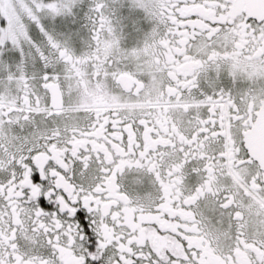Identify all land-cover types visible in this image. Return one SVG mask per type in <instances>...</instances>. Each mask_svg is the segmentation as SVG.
I'll return each instance as SVG.
<instances>
[{
  "label": "snow or ice",
  "instance_id": "1",
  "mask_svg": "<svg viewBox=\"0 0 264 264\" xmlns=\"http://www.w3.org/2000/svg\"><path fill=\"white\" fill-rule=\"evenodd\" d=\"M0 264H264V0H0Z\"/></svg>",
  "mask_w": 264,
  "mask_h": 264
}]
</instances>
